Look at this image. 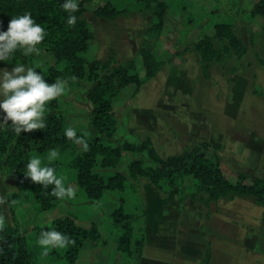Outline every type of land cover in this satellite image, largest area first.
<instances>
[{
	"label": "rangeland",
	"instance_id": "374dc122",
	"mask_svg": "<svg viewBox=\"0 0 264 264\" xmlns=\"http://www.w3.org/2000/svg\"><path fill=\"white\" fill-rule=\"evenodd\" d=\"M107 1L93 0L83 14L94 35L88 55L102 60L114 56L118 63L137 57L155 17L134 0H110L119 9L113 19L96 16L93 10ZM168 1L170 8L163 34L150 41L158 45L165 64L138 91L130 85L115 99L114 112L119 124L113 142L150 137L158 152L167 157L208 141L209 153L221 156L223 169L230 178L240 170L262 175L264 96L254 89L264 90V29L261 18L251 16L256 0ZM220 21L235 23L248 51L240 60L213 63L207 78L201 73L200 56L192 50L191 43L201 34H211L213 24ZM32 55L35 63L43 66L37 68L38 72L46 71L56 62L49 53ZM13 66L12 61H3L0 68ZM91 84L86 79L80 80L76 87L67 86L65 93L56 98L59 108L53 112L64 117L67 127L91 129L92 106L87 99ZM81 148L75 145L58 149L60 157L53 161L58 162L57 174L66 176L65 183L76 189V196L63 199L49 211L38 212L17 188L13 173L0 170L4 221L18 224L27 234L40 264H67L55 253H42L35 228L49 225L68 213H73L78 223L86 227L97 222L106 241L87 243L75 264H124L126 254L118 250L117 243L122 230L110 216L121 203L135 215L137 237L130 264H197L208 245L221 244L223 240L228 245H238L243 256L249 255L247 247L252 246L251 242L259 241L264 246V208L250 198L220 199L208 207L188 198L182 204L178 188L163 192L142 179L141 191H137L132 189L133 180L128 178L124 191H107L98 201L88 200L78 190L76 170L71 165ZM47 152L32 151L31 155L46 156ZM134 157L125 152L117 169L126 172L127 162ZM114 171L101 172L107 175ZM57 251L62 252V248ZM225 261L224 264H240L235 255ZM241 264L252 263L245 259Z\"/></svg>",
	"mask_w": 264,
	"mask_h": 264
},
{
	"label": "trees",
	"instance_id": "16d2710c",
	"mask_svg": "<svg viewBox=\"0 0 264 264\" xmlns=\"http://www.w3.org/2000/svg\"><path fill=\"white\" fill-rule=\"evenodd\" d=\"M92 1L79 0V9L75 13L77 22L68 25V12L60 6L64 0H0V22L4 30H7L12 16L24 12H31L35 21L45 27L47 34L38 45L40 53H49L56 59L44 71L48 82L61 78L68 81L69 87H76L80 80L85 79L92 83L87 92V99L92 106L91 129L77 130L78 135L87 133L89 147L87 150L82 147L71 160L80 193L88 200L98 201L107 191H124L128 178L133 180L132 189L141 191L140 181L146 179L163 192L178 188L182 204L190 198L208 207L220 199L246 197L264 208V173L256 175L240 170L234 178H230L223 169L221 156L209 153L208 141L198 142L167 157L158 152L150 137L140 140L121 138L113 142L119 124L114 112L115 99L130 85H134L138 91L165 64L158 52V45L150 41L159 39L163 34L170 4L168 0H134L150 12L155 21L147 29L148 39L139 48L138 56L118 63L114 56L102 60L88 55L94 35L83 14L88 10L87 4ZM250 12L252 17L261 18V27L264 29V0H256ZM93 13L113 19L119 14V9L109 0L98 5ZM191 48L200 56V70L207 78L210 77L213 63L240 60L248 51L247 44L235 30V23L228 21L215 22L212 33L201 34L191 43ZM17 62L35 64L32 54L25 55L20 50L13 56L12 63ZM2 63L0 61V67ZM254 92L264 96L262 89L255 88ZM58 108V99L48 102L45 129L17 134L10 125L0 126V170L13 173L17 188L27 200L34 203L38 212L54 209L63 199L51 194V185L43 188L42 184L33 183L25 177L23 171L29 156L32 151L46 152L51 148L78 145L65 137V119L53 112ZM125 152L136 157L127 162L126 172H123L117 168ZM53 164L57 171L58 162ZM110 169L115 171L107 175L101 172ZM110 216L113 223L121 227L118 250L126 254L124 264H130L129 259L135 253L133 241L137 237L135 215L127 212L121 203ZM4 217V205L0 200V218L3 219V225L0 226V264H40L27 234L18 224L4 221ZM47 227H55L75 240L74 244L62 248V252L56 248L49 251V254L55 253L64 258L67 264L77 262L87 243L106 242L97 222L83 226L73 213L57 217L49 225L37 226L36 240L42 229ZM210 260L211 255L207 251L201 263L209 264Z\"/></svg>",
	"mask_w": 264,
	"mask_h": 264
},
{
	"label": "clouds",
	"instance_id": "9594fccd",
	"mask_svg": "<svg viewBox=\"0 0 264 264\" xmlns=\"http://www.w3.org/2000/svg\"><path fill=\"white\" fill-rule=\"evenodd\" d=\"M60 6L68 12L67 24L75 25L78 0H64ZM46 34L45 27L35 21L31 12L12 16L7 30H4L0 22V61H13L17 50L25 55L39 54L41 49L38 45ZM37 68L43 69L38 61L34 65L17 62L11 69L0 68V126L10 125L17 134L45 129L48 102L67 90V80L57 78L54 82H48L44 70L38 72ZM64 135L74 144L82 145L84 150L88 149L87 133L78 135L77 129L69 126L64 129ZM59 157L60 151L57 148L49 149L46 156L32 154L23 172L25 177L30 178L33 183L42 184L43 188L51 185V194L58 199H74L76 189L71 184L66 185V176L58 175L56 167L51 163ZM2 225L3 219L0 218V226ZM37 243L42 247V253L47 255L51 249L68 247L75 240L55 227H47L42 229Z\"/></svg>",
	"mask_w": 264,
	"mask_h": 264
},
{
	"label": "crops",
	"instance_id": "0c3cea01",
	"mask_svg": "<svg viewBox=\"0 0 264 264\" xmlns=\"http://www.w3.org/2000/svg\"><path fill=\"white\" fill-rule=\"evenodd\" d=\"M259 238V236H257ZM212 243L211 245H208L205 249V253L209 251L211 255V260L209 264H224L227 258L231 257L232 255L236 256V260H238V263H242L245 259H249V261L252 264H264V246H262L259 241H255L252 244V246L247 247L250 252L249 255L243 256L240 255L238 245H228L227 241H221V244ZM260 245L262 248H260ZM251 250L255 253H252ZM242 254H244V251H242ZM241 256V259H240ZM199 262L197 264H202L203 255L199 257Z\"/></svg>",
	"mask_w": 264,
	"mask_h": 264
}]
</instances>
